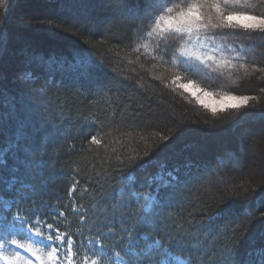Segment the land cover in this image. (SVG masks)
<instances>
[{
    "label": "trees",
    "instance_id": "trees-1",
    "mask_svg": "<svg viewBox=\"0 0 264 264\" xmlns=\"http://www.w3.org/2000/svg\"><path fill=\"white\" fill-rule=\"evenodd\" d=\"M254 14H264V8H255ZM49 22L55 27H50ZM128 36L129 24L115 9L113 0H12L6 33L0 19V39L6 41V46L0 48V112H8L2 106L3 101L15 104L17 117L25 121L26 138L17 141L15 119L0 118V152L5 159V163L0 164V193H3L0 201H8L15 194L16 190L10 187L12 177L19 180L27 175L19 146L27 144L43 157L44 168L39 177L42 184L29 193L31 199L26 205L35 204L42 212L48 211L45 205L65 211L60 231L84 233L82 238L74 239L81 258L89 256V264L97 255L88 251V240L95 239L101 231L92 224L107 215L110 220L102 230L104 235L100 242L110 254L115 253L119 250L121 236L128 235L121 229L126 224L131 227L138 223L144 201H130L125 193L123 202L118 205L117 201H106L105 197L113 189L131 183L119 179L122 170L129 169L136 157L154 148L161 136L170 135V130L175 129V122L159 115L166 110L176 116L177 122H187L185 131L169 148L155 155L156 163L137 167L130 173L137 185L133 191L141 196L146 194L161 163L169 169L179 164L183 172L184 161L193 160L200 169L193 170L189 191L177 193L170 201L172 207L162 213V225L168 226L172 235L189 234L195 264H212L220 249L235 244L243 236L239 244L242 260L253 241L257 247L264 243V219L249 222L246 215L251 212L259 217L264 212L261 206L264 201V114L261 113L264 83L256 76L240 83L235 94L256 96L258 101H250L252 107L245 110L238 121L227 124L225 122L232 121L236 115L234 110L213 116L171 83L175 72L209 92H222L230 83L227 70H218L216 83H213L215 77L204 80L175 69L167 72L153 59L150 47L148 52L144 48L137 51L134 44H129ZM81 51L90 52L103 61V75L98 77L101 82L126 81L127 91L121 94L119 107L107 98L95 96L94 87L88 84L81 86L59 79L45 82L42 77L35 84L31 83L28 73L36 68L35 57L75 55ZM252 55L258 66L264 65V45L259 39ZM248 67L251 71V66ZM155 76L166 77L167 84L155 80ZM197 120L199 123L194 122ZM147 124L151 127H145ZM93 135L99 144L92 142ZM215 135L221 138L212 143ZM14 143L18 146L13 147ZM201 147H207L208 152ZM201 176L204 178L197 179ZM74 185L75 193L70 195ZM253 190L256 198L245 200V195ZM225 198L230 199L219 223L228 226L226 235L218 236L215 226L209 230L211 235L203 229L196 231L201 220L197 213L216 207ZM9 203H0L2 216ZM15 210L13 206V213ZM81 212L88 223L81 224ZM144 231L154 234L153 229ZM213 245L215 251H212ZM206 252L210 253L207 257ZM128 259L136 264L134 258ZM184 260L185 264H194L187 255Z\"/></svg>",
    "mask_w": 264,
    "mask_h": 264
},
{
    "label": "snow or ice",
    "instance_id": "snow-or-ice-1",
    "mask_svg": "<svg viewBox=\"0 0 264 264\" xmlns=\"http://www.w3.org/2000/svg\"><path fill=\"white\" fill-rule=\"evenodd\" d=\"M113 2L115 9L129 24V36L126 37L129 44H134L137 51L144 48L145 52H148L150 47L151 53L154 54L153 59H157L165 71L172 72L175 69L200 76L204 80L215 77L213 83H216L219 80L218 70H227L230 81L227 90L209 92L207 88H200L195 94L197 104L210 111L213 116L234 110L236 115L232 121L225 122L232 124L244 115L245 110L252 107L250 101H258L256 96L236 95L235 92L243 80L253 76L264 83V65L258 66L252 55L255 53L257 39L264 45V14H254L255 8H264V0H113ZM11 3L12 0H0V9L3 10L0 11V19L4 22L5 33ZM49 26L55 27L51 22ZM5 46L6 41L0 39V48ZM219 53L226 56L218 55ZM34 60L36 68L30 69L28 73L32 78V84L41 77L45 82L59 79L61 82L70 80L81 86L88 84L94 87L95 96L107 98L117 104V107L121 94L127 91L124 87L126 81L117 80L116 84H112L103 83L98 79L103 75L105 65L90 52L81 51L75 55L47 57L39 55ZM31 62L32 60L29 61ZM248 66H251V71ZM154 79L167 84L166 77L155 76ZM171 83L186 90L187 86L180 83V76L175 72L171 75ZM261 92H264V88ZM205 97L214 100L209 103ZM2 106L7 108L8 112H0V118L17 121L16 139L22 141L26 138L23 131L25 121L17 117L15 104L3 101ZM131 106L132 102L129 100V108ZM261 113L264 114V106H261ZM159 115L175 122V129L170 130V135L161 136L160 142L154 148L136 157L129 169L122 170L119 179L131 183L113 189L109 196L105 197L106 201L115 200L118 205L123 202L125 193L129 195L130 201L139 202L143 199L141 214L137 217L138 223L131 227L126 224L121 229V232L128 235L121 236L117 245L119 250L110 254L100 242L104 235L102 230L108 226L110 217L104 215L102 220L94 221L92 227L100 228L101 231L97 232L95 239L88 240V251L93 256L99 255V259L91 260V264H100V260L109 255L114 257L118 264H132V260L128 258H134L136 264H185L184 257L187 255L195 264V256L191 255L193 249L189 243V234L172 235L170 228L162 225V213L172 207L170 201L177 193L189 191L193 170L199 171L200 165L186 159L182 172L179 164L169 169L166 164L161 163L158 173L152 177L149 191L143 196L133 191L137 185L130 173L137 167L156 163L155 155L169 148L185 131L186 121L177 122L176 116L166 110L161 111ZM194 122L199 123L198 120ZM145 127H151V124ZM91 140L96 144L100 143L94 135L91 136ZM17 146L16 143L13 144V147ZM19 146L24 154L22 164L27 175L20 177L19 180L12 177L10 187L16 190L15 194L10 196L8 201H0V203L10 201L5 214L0 216V264H89V256L84 255L81 258L80 248L74 239L82 238L84 233L60 231L65 211L59 210L56 206L45 205L48 211L42 212L35 204L26 205L25 202L31 199L29 193L35 192L42 184L39 177L43 175L44 159L38 155V150L27 144ZM4 163V153L0 152V164ZM75 187L74 185L73 189H70V195H74ZM255 198V190L245 195V200ZM228 199L230 198H225L216 207L208 208L206 211L201 209L197 213L201 220L196 231L203 229L211 235L209 230L215 226L218 229V236L226 235L228 226L219 222L227 209ZM13 206L16 209L15 213L12 211ZM261 206H264V201ZM246 215L249 222L252 219H264V212H261L259 217H254L251 212ZM79 219L81 224L88 223L83 212ZM54 224L57 225L56 228ZM145 228L153 229L154 234L145 233ZM242 239L243 236L235 244L220 249L218 255L213 257L212 264H264V243L257 247L255 241L244 254V258L240 259L239 244ZM212 251H215L214 245ZM209 255L208 252L204 253L205 257Z\"/></svg>",
    "mask_w": 264,
    "mask_h": 264
},
{
    "label": "rangeland",
    "instance_id": "rangeland-1",
    "mask_svg": "<svg viewBox=\"0 0 264 264\" xmlns=\"http://www.w3.org/2000/svg\"><path fill=\"white\" fill-rule=\"evenodd\" d=\"M184 78V79H183ZM183 78H181L180 77V83L181 84H184V85H186L187 87H186V90L185 89H181L180 87H179V85H177L183 92H184V94L185 95H187V96H189L190 97V99L193 101V102H195L196 104H197V102H196V100H195V94L196 93H198L199 92V90H200V86H198L194 81H192V80H187V78L186 77H184L183 76ZM189 78V77H188ZM174 85V84H173ZM175 86V85H174ZM205 99L206 100H208V102L209 103H212L213 102V100H214V98H208V97H205ZM199 105V104H198ZM252 125H254V124H252ZM213 138V141H212V143H216L218 140H220V138H221V136H217V135H215L214 137H212ZM202 149L204 148V150H205V152H208V149H207V147H201ZM222 149V152L224 151V148H221ZM6 208H7V206H5ZM0 216H2L1 214H0ZM92 257V256H91ZM97 260L99 259V255L97 254ZM110 260L111 259H108V258H104L103 260H100V264H109V262H110ZM111 264H118V262L117 261H115V259L114 260H111Z\"/></svg>",
    "mask_w": 264,
    "mask_h": 264
}]
</instances>
